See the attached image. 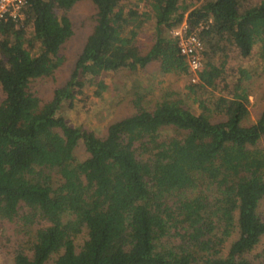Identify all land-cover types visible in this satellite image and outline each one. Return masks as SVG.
Here are the masks:
<instances>
[{
    "label": "trees",
    "instance_id": "obj_1",
    "mask_svg": "<svg viewBox=\"0 0 264 264\" xmlns=\"http://www.w3.org/2000/svg\"><path fill=\"white\" fill-rule=\"evenodd\" d=\"M79 1L26 0L22 19L0 21V220L12 226L0 238L13 240L14 264H264V248L255 253L264 238V110L243 126L246 70L229 97L208 93L232 49L247 59L258 46L264 61V0H144L155 21L145 55L137 0H89L92 32L68 82L42 104L30 85L60 67ZM183 24L203 45L198 82L186 87L199 114L167 95L147 111L136 95V113L101 139L60 115L83 89L104 90L105 73L154 62L189 78L172 34ZM79 141L88 157L76 162Z\"/></svg>",
    "mask_w": 264,
    "mask_h": 264
},
{
    "label": "rangeland",
    "instance_id": "obj_2",
    "mask_svg": "<svg viewBox=\"0 0 264 264\" xmlns=\"http://www.w3.org/2000/svg\"><path fill=\"white\" fill-rule=\"evenodd\" d=\"M137 1L138 12L144 26L136 38V43L141 53L145 55L154 42L155 21L153 14L149 13V8L144 7L146 5L144 0ZM180 4H195V0H180ZM95 13V7L89 0L77 2L68 12L67 16L71 22L73 35L60 50V57L62 58L60 67L56 69L52 77L37 79L30 85L31 92L41 99L42 104L51 101L54 91L62 88L68 82L78 56L94 27ZM258 54V46H255L253 56L242 59L232 49L226 66L227 74L231 76L228 77L225 73L226 75L221 76L222 80L217 87L208 90L212 97H229L237 89V70L242 69L249 73V79L240 83V87L246 90L249 100V116L243 122V126L254 124L264 110V61ZM98 80L105 82L106 88L104 90L97 93L95 85L87 87L83 89L82 94L63 104L59 112L69 125L82 128L97 139H101L106 134L107 128L111 124L136 113V95L141 97L140 106L147 111H151L155 104L167 95L169 99L182 100L186 107L195 114L200 113L198 105L194 103V96L190 95L186 89L190 84L189 78L183 75L164 74L160 71L158 63H150L144 69L136 72L121 70L116 73H105ZM207 97H209L207 94H203V98ZM162 134L170 136L172 133L171 130L166 129ZM259 146H264L262 141ZM73 156L76 162H81L88 157L82 141H79L74 149ZM257 212L264 220V199L260 201ZM10 228H12L11 225L0 220L2 237L6 235L10 238ZM1 238L0 264H14L13 240L8 242ZM82 239H77L76 245H80ZM262 248H264V238L260 241L255 253Z\"/></svg>",
    "mask_w": 264,
    "mask_h": 264
},
{
    "label": "built area",
    "instance_id": "obj_3",
    "mask_svg": "<svg viewBox=\"0 0 264 264\" xmlns=\"http://www.w3.org/2000/svg\"><path fill=\"white\" fill-rule=\"evenodd\" d=\"M26 0H0V21L23 18V8ZM178 38L179 54L185 58L190 71L189 81L198 82V74L203 68L201 52L203 45L195 33H188L185 25L172 32Z\"/></svg>",
    "mask_w": 264,
    "mask_h": 264
}]
</instances>
